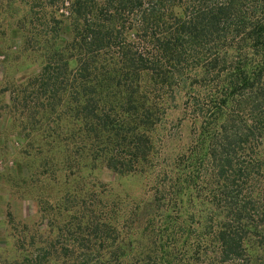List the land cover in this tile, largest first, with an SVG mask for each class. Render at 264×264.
<instances>
[{
    "label": "trees",
    "instance_id": "obj_1",
    "mask_svg": "<svg viewBox=\"0 0 264 264\" xmlns=\"http://www.w3.org/2000/svg\"><path fill=\"white\" fill-rule=\"evenodd\" d=\"M0 16L40 66L5 86L8 114L33 176L67 184L64 222L39 197L42 226L0 264H264V0H0ZM99 165L143 191L93 180Z\"/></svg>",
    "mask_w": 264,
    "mask_h": 264
},
{
    "label": "rangeland",
    "instance_id": "obj_2",
    "mask_svg": "<svg viewBox=\"0 0 264 264\" xmlns=\"http://www.w3.org/2000/svg\"><path fill=\"white\" fill-rule=\"evenodd\" d=\"M4 21L5 16H0V23ZM14 38L10 30L0 36V263L18 258L14 241L22 227L26 226L24 229L31 233L43 223L37 213L39 197L55 206L57 225H61L66 219L61 213L67 184L63 183L62 178L58 179V183L52 184L46 174L38 175L41 161L36 156L27 154V151L33 153L34 150H30L28 139L14 128L13 116L8 114L6 104L9 101V91H4L5 86L11 87L16 79L34 74L40 67L32 54L20 51ZM178 116V110L169 113L170 129L175 128ZM33 171H37V175L33 176ZM89 174L93 180L100 181L123 195L128 193L137 197L143 191V178L119 177L103 165L92 169Z\"/></svg>",
    "mask_w": 264,
    "mask_h": 264
}]
</instances>
